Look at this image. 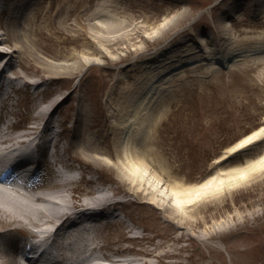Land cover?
Returning a JSON list of instances; mask_svg holds the SVG:
<instances>
[{"label":"bare ground","instance_id":"6f19581e","mask_svg":"<svg viewBox=\"0 0 264 264\" xmlns=\"http://www.w3.org/2000/svg\"><path fill=\"white\" fill-rule=\"evenodd\" d=\"M45 1L0 0V12L8 16L6 24H3L0 29L5 35L0 42V47H4L9 42L15 44L12 52L6 47L0 48V94L5 99L10 98V89H22L16 86L14 78L9 76L16 74L24 78L13 70L19 62L31 68L29 62L36 61V64H42L43 69L49 73L47 75H55L49 78H64L70 81L76 72L81 70V74L84 75L90 65H101L105 56H110L112 60H119L123 53L111 55V49L118 51V44L124 39L134 40L132 32L116 34L117 26L122 25L123 21L114 25L112 17L97 21L95 25H101V32L92 29L93 25L90 29L87 27L84 18L88 12L95 18L110 16L116 8L113 4L100 1L90 10L91 6L83 4L82 0H52L49 6H45ZM240 8L238 4L232 6L229 13L225 12L227 17L222 19L219 36L215 39L217 44L213 40L210 42V38L205 39L200 36L199 34L204 32L198 31L196 36L201 47L198 45V48L186 47L184 41L180 40L177 44L167 45L145 59L146 61L139 66L141 75L136 76L134 80L138 85L140 84L134 100L128 96L126 100L122 99L121 103L111 107L107 113L110 120L105 125L107 130L103 134L106 138L102 144L103 147H97L99 144L90 136H86L87 129L90 128V119L87 111L84 110L83 100L77 103L78 111L68 116L71 123L70 133H72L70 144L62 146L60 139L62 134L57 130L52 132L53 128L48 129L53 115L59 113L60 106L64 103L53 98L37 104L34 119L40 123L38 129L32 126L17 133L13 129L19 124H15L0 133V143L7 144L8 150L26 143L23 139L32 136V140L36 143L34 146L27 147L28 154L36 149L39 155L45 158L54 157L55 163L61 164V168L58 164L53 166L55 181L52 187L43 192H37L34 188H29L27 184L0 183V228L5 225L15 227L18 230V236L14 234L11 236L14 241L38 233H47L54 239L59 237V247L63 255L73 259L62 264H192L189 261L185 263L180 256L181 253L175 252L174 248L187 240L197 241L199 233L202 232L206 234L203 239L205 243L210 239L218 238L229 242L227 235L218 237L216 235L229 227L233 221L232 216L228 215V223L220 221L211 229L207 227V224L217 220V217L228 210L244 212L256 204L254 200L247 203V195L244 193L246 189L241 188L264 173V153L256 159L248 160L246 165L234 168L225 167L228 161L226 159L236 152L245 151L249 146L264 142V126L228 148L225 154L215 161L217 165L211 173L212 176L200 183L185 184L169 179L168 171L162 164L164 157L160 156L153 146L156 139L154 130L160 120V118H154V112L162 115L163 108L159 107L155 110L158 100L163 99L158 96V93L167 88L168 82L172 81L169 72L178 65L184 63L189 65L200 61L206 68V73H213L221 70V64L231 69L243 59H251L253 56H256L254 58L257 62L264 63V48L255 47V43L240 49L234 45L235 28L227 22L234 11ZM72 15L75 16L73 19L75 28L71 23ZM179 19L178 14L165 17L162 23L150 29L148 38L152 41L159 39L166 31L174 27ZM91 36L97 46L95 53L90 50L76 53L74 49L80 48L84 43H90ZM139 49H142L144 53L143 46H139ZM40 52L44 55L39 54ZM16 57H18L17 60ZM44 57L49 58L45 60ZM6 71L9 79L5 82L1 76ZM146 78L148 80L145 83ZM125 79L126 75L124 77L120 75L118 78V80ZM33 82L29 81L26 87L29 91L34 85L35 94L40 84ZM115 90L125 95L127 86ZM30 92L29 97L34 95ZM73 93L74 90L68 95L71 102L74 100ZM110 101H112L111 96L108 102ZM60 120L61 118L57 119L56 124H60ZM43 131L51 134L42 139ZM65 148L76 151L74 158L79 163L77 168L79 174L73 172L65 152L63 154L60 152V150L65 151ZM96 164L116 169L118 179H111L113 186L109 184V170L98 168ZM97 174L99 176L94 177ZM86 175L91 176L86 177ZM124 184L128 186L127 189L124 188ZM119 195L132 197V199L114 200V197ZM81 197H83L82 200L79 199ZM141 199L148 200L150 205L158 206L159 210L167 213L159 232L153 230V235H150L145 228L143 229L145 233L137 232L136 228L139 227L141 217L133 218L128 212L131 204L135 205L139 211L145 209ZM98 202L123 208L128 221L123 220V225L115 231L114 235L129 234L122 240L131 245L121 244L114 247L112 244H99L97 239L110 238L111 234L103 235L101 227L98 228L99 224L95 216H84L82 211H74L78 206H94L98 205ZM83 216L89 217L87 226H81L78 222V217ZM241 217L246 221L245 214ZM51 227H56L55 231L50 230ZM245 233L243 239H250V229ZM167 234V238H164ZM2 237L3 233L0 232V242ZM179 248L181 249L182 246ZM75 257L78 258L74 259ZM206 258V254L202 253L200 258L194 260V264H208L205 262ZM5 259L4 253L0 251V260L3 264L7 262Z\"/></svg>","mask_w":264,"mask_h":264},{"label":"rangeland","instance_id":"374dc122","mask_svg":"<svg viewBox=\"0 0 264 264\" xmlns=\"http://www.w3.org/2000/svg\"><path fill=\"white\" fill-rule=\"evenodd\" d=\"M102 1L113 4L116 8L110 16H101L100 18H95L88 12L84 18L87 27L90 29L93 25L92 29L101 32V25H95L97 21L112 17L114 25L123 21L122 25L117 26L116 34L132 32L134 40L124 39L118 44V51L111 49V55L123 53L119 60H112L110 56H105L101 65H90L83 76L81 70L76 72L70 81L64 78H49L55 75H47L49 73L43 69L42 64H36V61L33 60L29 62L31 68L23 62L16 64L13 70L23 75L25 79L28 78V81H32V79L44 81L39 89L41 94L36 99L28 101L26 105L28 115L23 116L24 120L19 113L17 114V119H21L24 125L34 120L37 112V100L38 103L42 99L50 100L54 95L59 96L57 99H61L68 94V89L74 90V100L71 102L66 99L61 104L59 113L56 114L60 116L61 123L66 122L69 119L68 116H72L77 110L76 105L79 100L83 99L87 107V116L90 119L88 134L97 135L95 139L101 145L99 147H103L102 143L106 141L103 136L107 130L105 125L110 120L107 113L111 107L121 103L122 99L126 100L128 96L134 100L140 85L134 80L136 76L141 75L139 66L145 62V59L159 46H165L171 42L176 43L178 40H184L187 42V46L198 48L196 46L198 31L211 35L210 42L213 40L217 44L215 39L219 36L222 19L226 18L224 12L237 1L239 4L241 3V9L240 11L235 10L227 22L234 25L235 28L234 45L240 49L255 43V47L264 48V0ZM82 2L87 6L96 3L94 0H82ZM260 2L261 4L258 6ZM89 8L91 10L95 7ZM176 14L180 15V19L174 27L166 31L159 39L152 41L148 38L151 28L162 23L165 17ZM71 18V23L75 28V20H73L75 16L72 15ZM7 20L8 16L3 13L0 27L5 25ZM1 33L2 31H0V42L5 37H1ZM95 43L91 36L90 43H84L78 49L72 48L76 53L83 50L95 53L97 47ZM14 46L13 42H9L4 47L12 52ZM139 46H143L144 53L141 51L142 49H139ZM197 50L199 51V49ZM254 57L256 56L251 59H243L234 65L232 70L212 73L210 76L205 72L203 63L201 65L200 62L183 66L182 69L185 73L178 71L169 75L172 81L168 84L175 92L173 91V95L171 92L159 104V107L164 109L162 115H157L154 112V118L157 117L160 120L156 132L154 131L156 139L153 142L159 155L164 157L162 164L168 171L169 179L185 184L204 181L212 176V170L216 167L215 161L223 156L225 150L264 126V63L257 62ZM48 58L44 57L45 60ZM17 59L18 57H16ZM13 61L15 62L14 59ZM193 74L199 76H192ZM120 75L123 77L126 75V79L118 80ZM147 80L148 78L144 80L145 83ZM125 86H127L128 94L124 95V93L115 90L120 87L125 88ZM18 96L26 99L24 92H19ZM109 96L112 97L110 102H108ZM18 110L22 112L20 107ZM64 126L67 127V125ZM263 153L264 142L247 147L245 151L234 155L227 163L226 168L246 165L248 160L256 159ZM112 158L115 161V157ZM95 166L109 170L108 180L109 184L113 186L111 179H118L116 169L98 164ZM97 176L99 175L97 174ZM49 181L47 180L46 183ZM43 186L44 184L41 187ZM123 186L125 189L128 188L125 184ZM46 187L43 189L46 190L50 186L47 184ZM241 189H246L244 193L247 195V203L254 200L256 204L244 212L228 210L217 217V220H212L207 224V227L211 229L220 221L228 223V215L232 216L233 221L229 227L219 231L216 235L217 237L227 235L229 242L218 238L210 239L205 243L203 239L206 234L199 233L197 241L187 240L174 248L175 252L181 253L180 256L185 263L189 261L194 264V260L200 258L203 253L207 256L205 262L208 264H264V173ZM79 199L82 200L83 197ZM141 202L145 205V209L139 211L135 205L131 204L128 212L133 218L141 217L139 219L140 228H136L137 232H141L145 228L150 235H153V230L159 232L167 213L159 210L158 206L150 205L148 200L141 199ZM242 214L246 215V221L241 217ZM248 229H250V239H243ZM110 234H113V231ZM126 235L129 236L127 233H121L118 236L111 235L110 238H106L107 243H101L112 244L114 247L121 244L129 246L131 244L122 240ZM167 236L168 234L164 238ZM212 240L219 242L216 243ZM133 244L135 243L133 242Z\"/></svg>","mask_w":264,"mask_h":264}]
</instances>
